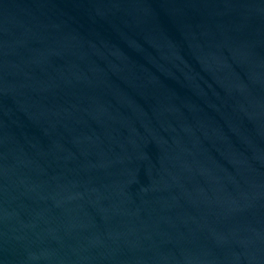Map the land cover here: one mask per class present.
Here are the masks:
<instances>
[{
  "label": "water",
  "instance_id": "water-1",
  "mask_svg": "<svg viewBox=\"0 0 264 264\" xmlns=\"http://www.w3.org/2000/svg\"><path fill=\"white\" fill-rule=\"evenodd\" d=\"M0 264H264V0H0Z\"/></svg>",
  "mask_w": 264,
  "mask_h": 264
}]
</instances>
